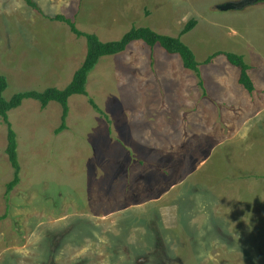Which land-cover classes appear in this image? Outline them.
Returning <instances> with one entry per match:
<instances>
[{
  "label": "rangeland",
  "instance_id": "rangeland-1",
  "mask_svg": "<svg viewBox=\"0 0 264 264\" xmlns=\"http://www.w3.org/2000/svg\"><path fill=\"white\" fill-rule=\"evenodd\" d=\"M0 0L5 99L63 89L86 40L147 26L181 36L203 86L178 55L132 42L101 57L87 95L61 106L24 99L9 110L20 181L0 118V264H264V0ZM244 57L254 90L223 54ZM91 98L107 118L92 107ZM174 140V141H173Z\"/></svg>",
  "mask_w": 264,
  "mask_h": 264
},
{
  "label": "trees",
  "instance_id": "trees-1",
  "mask_svg": "<svg viewBox=\"0 0 264 264\" xmlns=\"http://www.w3.org/2000/svg\"><path fill=\"white\" fill-rule=\"evenodd\" d=\"M25 2L28 6L40 12V8L34 0H25ZM51 20L64 22L68 25L70 31L77 37H84L86 40V54L80 66L75 70L71 81L63 89L47 87L42 91H20L13 94L9 99H5L3 92L7 87V78L5 75L0 74V118L6 125L7 145L5 152L13 169V178L6 186L5 196H7L8 193L11 192L20 181V166L17 156L16 133L12 129V125L8 118V112L9 110L18 107L24 99H34L40 103L42 108H45L51 101L59 103L61 106V120L60 125L55 129V133H60L67 128L66 118L69 111L68 99L72 95H87L85 87L87 76L98 60L103 56L115 55L125 51L126 48L134 41H143L144 44L149 48L159 45L167 53L178 55L182 61L183 67L195 72L199 78V84L203 86L198 68L200 63L196 60L191 48L181 40V36L192 30V28L196 25L195 19L188 20L177 36L161 34L150 27L139 26L129 29L120 39L108 41L100 40L94 33H85L80 31L74 21L62 14H56L55 16L51 17ZM220 54H223L228 63L238 69V83H240L248 92L251 93L254 90V85L248 74L250 66L245 62L242 55L233 52L218 51L209 55L204 60V63H209L214 57ZM88 101L97 112L103 114L107 118V116L91 98H89ZM5 217L6 214H3L0 216V220L4 219Z\"/></svg>",
  "mask_w": 264,
  "mask_h": 264
},
{
  "label": "water",
  "instance_id": "water-1",
  "mask_svg": "<svg viewBox=\"0 0 264 264\" xmlns=\"http://www.w3.org/2000/svg\"><path fill=\"white\" fill-rule=\"evenodd\" d=\"M254 1H256V0H241L238 3L227 2L224 4L218 5L217 8H219L221 10L240 9L241 7L246 5V3H253Z\"/></svg>",
  "mask_w": 264,
  "mask_h": 264
},
{
  "label": "crops",
  "instance_id": "crops-1",
  "mask_svg": "<svg viewBox=\"0 0 264 264\" xmlns=\"http://www.w3.org/2000/svg\"><path fill=\"white\" fill-rule=\"evenodd\" d=\"M249 74V73H248ZM251 78V77H250ZM252 80V79H251ZM253 82V81H252ZM254 85V84H253ZM255 88V87H254ZM253 92V91H252ZM174 141V140H173Z\"/></svg>",
  "mask_w": 264,
  "mask_h": 264
}]
</instances>
